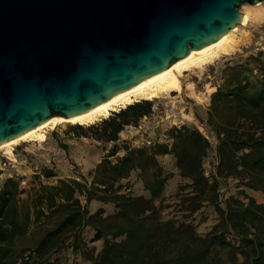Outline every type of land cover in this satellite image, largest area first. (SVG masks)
Returning a JSON list of instances; mask_svg holds the SVG:
<instances>
[{
	"label": "trees",
	"instance_id": "trees-1",
	"mask_svg": "<svg viewBox=\"0 0 264 264\" xmlns=\"http://www.w3.org/2000/svg\"><path fill=\"white\" fill-rule=\"evenodd\" d=\"M251 59L255 67L250 66ZM221 79L214 85L206 112L214 145L198 128L187 125L170 127L167 139L151 146L119 143L125 126H138L140 119L150 115L151 103L144 100L86 128L76 126L78 136L114 142L82 180L40 184L24 201L20 180L4 178L0 184V264H57L50 260L57 250L68 245L78 252L94 242L99 249L95 254L88 250L91 264H264V203L247 196L246 202L229 197L224 206L216 203L219 182L229 177L264 194V52L241 61L227 60ZM211 153L217 164L206 176L203 163ZM30 155L21 152L20 157L28 161ZM161 157L172 159L179 179L187 182V191L177 194L181 212L177 219L161 217L169 206L163 203V192L173 175L164 169ZM42 174L45 178L56 175L48 168ZM91 201L108 204L111 213L89 212ZM207 203L214 204L219 221L212 231L199 235L187 219ZM41 216L55 217L52 225L33 248H19L17 243L31 234L32 224ZM86 229L93 232L87 240Z\"/></svg>",
	"mask_w": 264,
	"mask_h": 264
},
{
	"label": "water",
	"instance_id": "water-1",
	"mask_svg": "<svg viewBox=\"0 0 264 264\" xmlns=\"http://www.w3.org/2000/svg\"><path fill=\"white\" fill-rule=\"evenodd\" d=\"M264 0H0V144L110 100Z\"/></svg>",
	"mask_w": 264,
	"mask_h": 264
},
{
	"label": "rangeland",
	"instance_id": "rangeland-1",
	"mask_svg": "<svg viewBox=\"0 0 264 264\" xmlns=\"http://www.w3.org/2000/svg\"><path fill=\"white\" fill-rule=\"evenodd\" d=\"M257 4L250 5L245 3L238 8L242 14H249L250 21L247 25L240 26L235 33V40L238 42V45L232 53L223 55L218 60L216 59L215 62L213 61L211 64L200 69V72L196 70L188 74L185 77L187 79H183V83L185 82L186 85L183 84V89L180 93L171 92L168 95L160 97L161 99L146 100L151 103V113L149 116H145L146 119L144 117L140 119L137 124L138 126L132 125L128 129L131 138L123 141L124 143L127 142L126 145L131 147L151 146L155 142L165 141L167 139L168 129L172 126L181 125L198 128L209 139L211 144L214 145L216 143V139L206 126V112L210 104V96L215 91L214 85L222 82L221 74L225 73L226 61H241V59L250 56L254 57L258 52H263L261 48L264 47V2ZM249 63L251 67H255L256 63L254 60L251 59ZM113 113L111 112L109 116ZM101 120L80 126L86 128L99 123ZM76 126L78 125L66 124L65 126H58L52 130L43 132L37 141L20 142L17 145L0 150V158L7 155L12 149L18 152V164L15 166V169L24 174V184L21 187L22 194L20 195L21 199L28 201L33 189H36L40 184L55 185L60 179L69 178L82 180V177H85L87 172L92 170L98 163V159L102 156V148H107V145H103L104 142L96 140L93 136H78V130L75 129ZM87 134L89 133L87 132ZM149 140L151 142L150 145L147 144ZM61 146H66V149H63ZM21 152L31 154L30 156L33 161H27L20 157ZM115 159L116 157L110 158L112 161ZM40 160H43L46 166L52 168L56 174L62 177L46 180L42 174L43 166L45 165ZM160 162L165 170L173 174L167 181L163 192L165 199L163 203L169 206H166L161 211V217L163 219H177L181 213L178 211L179 206L177 202L179 200L177 198L179 196L177 194H182V192L187 191L188 188L185 186L187 182L179 179L172 159L169 157H161ZM216 164L217 158L214 153H211L204 159L203 165L206 176H210L214 172ZM32 165L40 166L42 176L31 173L29 168ZM181 187L182 190H180ZM134 192L137 193L139 191L135 188ZM217 192L218 197L216 203L220 206H224V200L229 197L246 202L247 199L245 196H247L253 198L258 203H264V194L262 192L245 187L242 181L233 177L220 180ZM81 203L84 204L83 197H81ZM155 203L157 204L158 201ZM98 209H102L105 213H111L110 206L102 202L91 201L87 206V210L91 213ZM54 218L47 219L41 216L32 224L31 234L17 243V246L19 248H33L34 242L46 227L52 225L51 222ZM187 220L191 221L196 233L205 235L213 230L214 225L219 221V217L214 204L207 203L193 213ZM92 233V231L86 229L84 232L85 239L91 238ZM226 235L229 240L238 243L237 238L233 239L229 234ZM69 240L67 239L66 242ZM93 244L95 248L92 247ZM98 249V242L83 245L78 252H74L71 247L66 245L53 253L50 260H55L57 264H91L86 258L89 252L88 250H92L95 254ZM221 254L224 256V251Z\"/></svg>",
	"mask_w": 264,
	"mask_h": 264
},
{
	"label": "bare ground",
	"instance_id": "bare-ground-1",
	"mask_svg": "<svg viewBox=\"0 0 264 264\" xmlns=\"http://www.w3.org/2000/svg\"><path fill=\"white\" fill-rule=\"evenodd\" d=\"M249 21V14L243 13L241 22L237 24L239 25L238 27L235 25L233 29H230L220 39L205 47L190 50V53L186 57L177 60L162 73L150 76L145 81L130 87L116 97L101 102L97 106L75 116L69 118L52 116L42 125L36 126L24 134L15 136L11 140L0 144V150L17 145L20 142L37 141L40 139L43 132L46 130H52L58 126H65L66 124L85 126L92 124L95 121L105 119L111 112H118L141 100L159 99L171 92L180 93L183 89V84H185V82L183 83V79L188 74L193 73L196 70L200 72L199 70L206 65L211 64L213 61L215 62L216 59L218 60V58L223 55L232 53V51L236 49L238 42L235 40V33L240 26L247 25Z\"/></svg>",
	"mask_w": 264,
	"mask_h": 264
},
{
	"label": "built area",
	"instance_id": "built-area-1",
	"mask_svg": "<svg viewBox=\"0 0 264 264\" xmlns=\"http://www.w3.org/2000/svg\"><path fill=\"white\" fill-rule=\"evenodd\" d=\"M264 52V47L261 48ZM146 119V117H144ZM147 144L150 145V140L147 141ZM18 152L14 151V149L10 150V152L7 155H4L0 158V174H5L6 178H15L20 180V186L24 184V174L19 172L17 169H15L18 164ZM29 170L32 174H37L42 176L41 169L38 165H32Z\"/></svg>",
	"mask_w": 264,
	"mask_h": 264
},
{
	"label": "crops",
	"instance_id": "crops-1",
	"mask_svg": "<svg viewBox=\"0 0 264 264\" xmlns=\"http://www.w3.org/2000/svg\"><path fill=\"white\" fill-rule=\"evenodd\" d=\"M145 117V116H144ZM130 127H132L131 125H127V126H125L124 127V129L119 133V143L120 142H123V141H127L128 139H130L131 138V134H130V131L128 130ZM54 134V133H53ZM54 135H56V134H54ZM113 143L114 142H112V141H110V142H104L103 143V145H107V148H105V149H103L102 148V156L98 159V162L100 161V159L101 158H103L104 156H105V153H107V151H108V149H110V147L113 145ZM127 143V142H126ZM104 147V146H103ZM21 150V149H20ZM121 154H122V152H121ZM121 154H119V155H121ZM71 155V154H70ZM69 157H71V156H69ZM37 159H39V158H37ZM41 161V163L43 164V165H45V166H43V168L45 167V168H48V169H52V168H50V167H48V166H46V164L45 163H43V160H40ZM40 167V166H39ZM42 167V166H41ZM53 170V169H52ZM55 171H56V169H55ZM56 174V173H55ZM63 175V174H62ZM62 176H60V175H58V174H56L55 176H53V177H51V178H45L46 180H51V179H57V178H61ZM4 178H6V175L5 174H0V184L2 183V181H3V179Z\"/></svg>",
	"mask_w": 264,
	"mask_h": 264
}]
</instances>
